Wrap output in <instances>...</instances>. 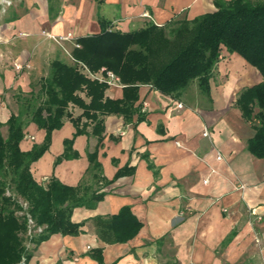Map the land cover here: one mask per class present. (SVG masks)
Returning a JSON list of instances; mask_svg holds the SVG:
<instances>
[{
    "label": "crops",
    "instance_id": "0c3cea01",
    "mask_svg": "<svg viewBox=\"0 0 264 264\" xmlns=\"http://www.w3.org/2000/svg\"><path fill=\"white\" fill-rule=\"evenodd\" d=\"M55 1L20 0L16 17L0 25V39L31 36L14 45L13 58L39 69L47 54V42L38 37L44 28L57 35L73 33L77 40L98 33L100 19L113 30L131 32L217 10L214 0H62L56 12ZM9 51V45L0 46L2 135L14 113L6 104L7 91L25 86L24 77L16 80L12 63L7 65ZM228 66L241 79L216 91L211 82L209 95L199 85L200 93L189 86L179 95L140 86L135 107L144 119L137 121L136 114L126 123L123 116H105L100 143L93 121L83 118L85 132L76 135L75 125L65 120L53 132L49 149L31 165L34 178L45 185L56 177L67 186H81L85 194L99 190L105 196L94 208L74 209L72 221L84 223L78 236H51L32 251L28 264H98L90 256L94 249H102L105 264H264V159L246 152L255 131L235 105L237 91L257 71L235 55ZM106 97L122 99L123 86H109ZM75 107L80 116L83 110ZM27 131L35 141L25 136V152L46 136L34 123ZM66 141L72 142L68 149ZM94 153L97 171L89 158ZM120 171L124 174L116 178ZM124 208L141 223L138 233L127 242L102 240L95 220L117 216Z\"/></svg>",
    "mask_w": 264,
    "mask_h": 264
},
{
    "label": "trees",
    "instance_id": "16d2710c",
    "mask_svg": "<svg viewBox=\"0 0 264 264\" xmlns=\"http://www.w3.org/2000/svg\"><path fill=\"white\" fill-rule=\"evenodd\" d=\"M214 4L217 9L214 13L193 20L174 19L163 27L149 24L131 32L113 30L109 21L100 19L98 33L77 39L78 47L71 54L73 65L61 60L51 63L49 76L40 80V103L36 108L32 109L30 99L18 98L21 104L28 103L25 108L30 110V122L44 130L46 136L41 145L25 152L21 148L26 136L24 112L12 113L6 124L7 137L1 133L0 122V264L29 263L32 251L25 245L26 237L35 250L55 234L78 236L84 223L72 221L74 209L94 208L105 196L99 190L85 194L81 186H67L56 177L45 185L34 178L31 165L49 149L53 132L62 128L65 119L75 125L76 135L85 132L87 125L82 124L83 118L93 121V133L100 143L105 116L120 115L126 123L133 122L136 114L137 121L144 119L140 106L135 107L142 85L165 95H179L197 80L201 91L209 95L213 71L223 49L261 74L260 83L241 90L236 106L255 131L247 150L264 159V0H214ZM77 63L87 66L93 74L103 69L113 72L123 85L124 97L107 98L109 85L86 76ZM71 104L83 113L74 117L69 111ZM71 143L66 141L67 149ZM89 158L94 169L99 170L97 154ZM123 174L120 171L116 178ZM95 177L100 179L98 174ZM8 184L13 186L16 197L28 204L27 209L16 197L7 195ZM29 217L45 229L29 236ZM95 221L101 239L112 243L127 242L141 228L129 208L117 216ZM102 252L94 249L90 256L98 264H105Z\"/></svg>",
    "mask_w": 264,
    "mask_h": 264
},
{
    "label": "rangeland",
    "instance_id": "374dc122",
    "mask_svg": "<svg viewBox=\"0 0 264 264\" xmlns=\"http://www.w3.org/2000/svg\"><path fill=\"white\" fill-rule=\"evenodd\" d=\"M12 2V5L10 7L7 8V12H0V25H4L7 24L10 20H12L13 18L16 17V7L19 8V6L21 5L20 0H10ZM62 0H57L55 2H51L54 6V9L56 12H59L61 10V5L63 2H61ZM50 2V1H49ZM22 8L25 9L23 3H22ZM18 13L23 14L24 10L20 9L18 11ZM51 22H53L51 20ZM149 25V24H148ZM148 25H146L145 27H147ZM143 27V28H145ZM29 34L27 33H20L19 35H15V36H9L7 39L3 40L0 39V46H4V45H9L10 47V51L8 52L9 57L7 61V65L9 63H12L11 65L9 64V68L13 69L15 71V76H16V80L21 79L22 77L24 81H22V83L25 84V86H19L15 89H12L11 91H7V99H6V104L8 106V108L11 110V112L14 113H20L21 111L24 112V115L22 116L23 121L25 122V130L26 132H28V128L29 126L32 124L30 122V110H26V105H28V103L25 102V104H21L20 102H18L17 98H25L27 100L30 101L32 109L36 108L39 103H40V99H39V90H40V80L44 77H48L50 72H51V63L52 61H54L55 59L57 60H61L67 64L73 65L74 64V59L72 58V50L75 47H78L77 45V35L73 34V33H68L66 35H57V34H53L50 33V31H47V28L42 29L40 36L38 37H42L41 39H39L40 42H44L46 41L47 43L44 44V52L46 51L47 54L46 56H44L43 61H41L43 64H41V67L39 69L36 68V66H34L33 64L24 62V61H20L18 60L19 58L16 56L15 58L12 57V54L14 52H16V47L14 46L15 44H18V47L20 45V43L17 42H24L26 40V37H28ZM31 36H29L28 38H30ZM18 38V39H16ZM20 38V39H19ZM37 41V40H36ZM35 41V42H36ZM28 42V40H27ZM29 43V42H28ZM27 44V43H26ZM25 46V45H23ZM239 57V56H238ZM230 60V55H228V53L226 52L225 49H223L222 51V57L220 59V62L217 64V66L215 67L214 71H213V76H212V85L214 90H219L224 86H226L228 83H234L236 80L241 79V75L239 73H235V71L231 70L230 67L228 66V62ZM22 64V68L20 70H18L16 68V64ZM78 69L84 73L86 76L88 75L89 69L87 68V66L83 65L82 63H77ZM251 67V66H249ZM253 68V67H251ZM254 69V68H253ZM256 70V69H255ZM257 71V70H256ZM102 72V70H100L98 73ZM241 73V72H240ZM256 77L253 78V80L251 82H249L248 84L241 86L239 88V91H237V97L236 100L238 98V94L241 92V90H243L244 88L256 85L258 83H260L262 81V77H260V73L257 71L255 73ZM21 77V78H20ZM90 77V76H89ZM123 86V85H122ZM197 88H194V87ZM193 92H195L197 89V93H200L198 90V84L197 81H193L189 87ZM193 94V93H192ZM81 96L83 97L84 95L81 94ZM195 100H198L197 98ZM236 105V102H235ZM76 107L74 105H70L69 107V111L72 113V115L74 117H78L76 114L78 113V109H76ZM66 120V119H65ZM248 123V122H247ZM251 127L252 124L248 123ZM253 128V127H252ZM3 135L4 137L7 136V129L3 130ZM26 139L28 140H34L35 141V137L32 136L31 134H27ZM247 152V149H246ZM7 195L10 196L12 195L13 197H16V194L14 192L13 186L11 184H8V188H7ZM17 198V197H16ZM18 202L23 205V207L25 209L28 208V204L21 198H17ZM20 215L22 214L21 212L19 213ZM25 245L28 248V251L31 252L33 251V244L30 243V241L28 240V238L26 237L25 240ZM163 263V262H162Z\"/></svg>",
    "mask_w": 264,
    "mask_h": 264
},
{
    "label": "built area",
    "instance_id": "2783aa9c",
    "mask_svg": "<svg viewBox=\"0 0 264 264\" xmlns=\"http://www.w3.org/2000/svg\"><path fill=\"white\" fill-rule=\"evenodd\" d=\"M11 5H12V2L10 0H0V12H2V11H3V13L6 12L7 8L10 7ZM16 68L18 70H20L22 68V64L17 63ZM88 75L93 79L96 78L101 82L107 83L109 86H115V85L120 86V85H122L119 77L116 76L111 71L104 72V69H103L102 72H100L99 74H93L91 72H88ZM179 106L182 107V105H179ZM206 135H208V134H206ZM242 188H244V187H242ZM28 224L30 227V230L28 232L29 236H33L35 234L41 233L45 229V227L37 226L35 224V222L30 217L28 219Z\"/></svg>",
    "mask_w": 264,
    "mask_h": 264
}]
</instances>
